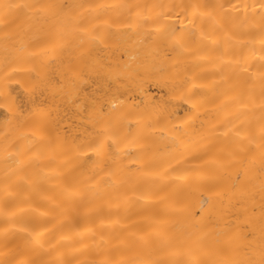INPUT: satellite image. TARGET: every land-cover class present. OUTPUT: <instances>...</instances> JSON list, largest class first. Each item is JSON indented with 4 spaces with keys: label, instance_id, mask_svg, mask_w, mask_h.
I'll return each mask as SVG.
<instances>
[{
    "label": "bare ground",
    "instance_id": "obj_1",
    "mask_svg": "<svg viewBox=\"0 0 264 264\" xmlns=\"http://www.w3.org/2000/svg\"><path fill=\"white\" fill-rule=\"evenodd\" d=\"M0 264H264V0H0Z\"/></svg>",
    "mask_w": 264,
    "mask_h": 264
}]
</instances>
